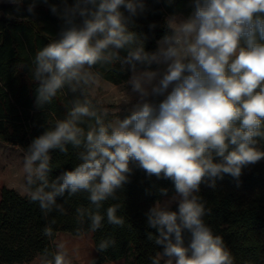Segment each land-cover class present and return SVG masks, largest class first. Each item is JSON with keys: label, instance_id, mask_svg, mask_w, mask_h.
Segmentation results:
<instances>
[{"label": "clouds", "instance_id": "1", "mask_svg": "<svg viewBox=\"0 0 264 264\" xmlns=\"http://www.w3.org/2000/svg\"><path fill=\"white\" fill-rule=\"evenodd\" d=\"M187 2L190 11H173L144 32L138 21L148 0H0L13 6L0 9L8 20H35L43 5L59 22L31 63L18 65L35 86V110L58 94L71 97L65 116L45 121L23 154V191L47 221L46 237L56 223L50 214L67 215L68 198L79 194L88 206L75 209L78 235L96 233L105 220L124 228L120 203L101 210L139 172L145 194L157 197L143 212L145 239L158 248L150 264H236L206 222L212 209L201 192L225 176L239 188L245 170L264 161V0ZM100 68L127 76L118 115L90 98ZM70 149L76 162L53 178L52 154ZM116 246L108 236L94 250ZM44 256L45 264H73L64 244Z\"/></svg>", "mask_w": 264, "mask_h": 264}, {"label": "trees", "instance_id": "2", "mask_svg": "<svg viewBox=\"0 0 264 264\" xmlns=\"http://www.w3.org/2000/svg\"><path fill=\"white\" fill-rule=\"evenodd\" d=\"M147 6L149 11L146 18L142 17L138 21L142 25L139 31L148 32V23H162L163 17L173 11H190L187 0H176L172 6H167L163 0L159 3L148 0ZM0 9L9 12L13 6L0 4ZM23 14L28 15L26 12ZM58 24L57 19L43 5L36 8L35 20H8L0 16V142L23 151L32 138L44 130L45 121L50 124L65 116L66 105L71 99L70 96L58 94L44 111L35 110V86L29 82L27 70H19L18 67L21 63H31L36 50L46 44L58 30ZM162 31L157 28L155 38H159ZM147 47L153 49L155 39H151ZM99 71L100 78L114 85L121 84L127 78L115 69L100 68ZM90 98L94 102L98 101L91 94ZM52 155L55 168L51 174L53 178L61 169L71 168L76 162L71 149L67 156L59 152ZM141 179L142 174L138 172L132 183L119 193L120 200H109L101 210L103 212L110 204L120 203L122 207L117 214L125 218V227H113L105 220L101 230L86 234L91 236L94 245L108 236L117 241L115 248H110L102 255L96 253L91 264L93 261L95 264H109L130 260V264H150L149 257L158 251L157 247L145 239L143 216V212L157 197L155 193L145 194V188L149 185L141 184ZM241 181V186L237 188L232 178L225 176L222 181H218L215 191L202 187L201 194L207 200V206L212 209V214L205 219L213 232L224 238L236 264H243L244 261L264 264V161L250 171L245 170ZM159 186L171 188L170 182H160ZM77 206H88L84 194L68 198L65 204L67 215L61 216L55 212L50 214L49 220L55 217L56 223L51 226L53 236L46 237L43 230L47 221L38 205L31 203L27 196L8 188L0 180V264H27L38 256L45 259V250L49 253L54 251L56 240L62 233L82 237L76 231L81 227L75 219ZM82 227L86 229L87 224Z\"/></svg>", "mask_w": 264, "mask_h": 264}, {"label": "rangeland", "instance_id": "3", "mask_svg": "<svg viewBox=\"0 0 264 264\" xmlns=\"http://www.w3.org/2000/svg\"><path fill=\"white\" fill-rule=\"evenodd\" d=\"M120 85L111 84L99 77L96 85L91 89V95L104 107L110 109L113 114H118L126 99ZM23 154L24 151L21 148L0 142V180L8 188L27 196L23 191L25 176ZM62 234H59L56 244L66 246L73 264H91L92 258L97 253L94 250L91 236L72 237L68 234ZM130 261L109 264H130ZM27 264H45V259L38 256Z\"/></svg>", "mask_w": 264, "mask_h": 264}, {"label": "crops", "instance_id": "4", "mask_svg": "<svg viewBox=\"0 0 264 264\" xmlns=\"http://www.w3.org/2000/svg\"><path fill=\"white\" fill-rule=\"evenodd\" d=\"M62 235H64V233Z\"/></svg>", "mask_w": 264, "mask_h": 264}]
</instances>
